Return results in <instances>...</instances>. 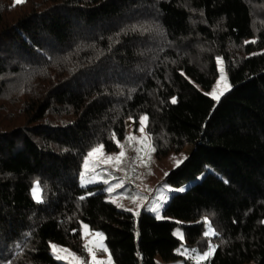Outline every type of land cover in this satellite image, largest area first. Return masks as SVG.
<instances>
[{
	"label": "trees",
	"instance_id": "1",
	"mask_svg": "<svg viewBox=\"0 0 264 264\" xmlns=\"http://www.w3.org/2000/svg\"><path fill=\"white\" fill-rule=\"evenodd\" d=\"M141 118L158 158L193 145L161 217L82 185ZM83 223L114 264L175 262L183 243L264 264V0H0V264H61L53 243L86 255Z\"/></svg>",
	"mask_w": 264,
	"mask_h": 264
},
{
	"label": "rangeland",
	"instance_id": "2",
	"mask_svg": "<svg viewBox=\"0 0 264 264\" xmlns=\"http://www.w3.org/2000/svg\"><path fill=\"white\" fill-rule=\"evenodd\" d=\"M218 65L220 76L207 93L220 100L230 89V85L222 59L218 60ZM144 121V118L140 119L136 132L133 130L134 122L132 120L127 122L129 136L119 142L117 151L108 152L103 146L95 149L98 151L93 150L92 155H89L84 163L82 185L92 196L105 198L120 206L126 204L136 217H139L143 210L154 211L161 217L172 191L166 178L189 157L193 145L188 144L179 154L158 158L146 135ZM40 191V187L35 184L31 191L34 200L41 199ZM85 225L82 224L81 232L86 255L74 252L65 244L53 243L51 254L54 260L61 264H96L97 261H102L103 264H109L110 261L114 264L107 250L103 232L92 230L88 225L85 228ZM207 233H213L209 225ZM175 234L185 241L183 229H176ZM214 250V247H210L201 252L198 248H190L183 243L178 249L181 258L164 264H206L213 256ZM205 253L210 255L205 256Z\"/></svg>",
	"mask_w": 264,
	"mask_h": 264
},
{
	"label": "snow or ice",
	"instance_id": "3",
	"mask_svg": "<svg viewBox=\"0 0 264 264\" xmlns=\"http://www.w3.org/2000/svg\"><path fill=\"white\" fill-rule=\"evenodd\" d=\"M26 2V0H14V3L16 4V5H19V4H22V3H25ZM173 103H175L176 101H175V98H173V101H172ZM144 119H146V118H144ZM142 130V129H141ZM131 139V138H130ZM117 143H119L118 141H117ZM102 147V146H101ZM95 151H98V150H94V152ZM89 155H92V153H90ZM121 155H123V153H121ZM109 159H111V158H109ZM111 190V189H110ZM82 199H83V197H82ZM85 228H87V225H85ZM213 234H215V233H213ZM97 235H99V234H97ZM205 235H207V233H205ZM99 246V245H98ZM89 250H91V249H89ZM106 250V249H105ZM205 256H208V255H210V253H205L204 254ZM202 259L204 258V257H201ZM96 264H103V262L102 261H97L96 262ZM109 264H111V262L109 261Z\"/></svg>",
	"mask_w": 264,
	"mask_h": 264
}]
</instances>
